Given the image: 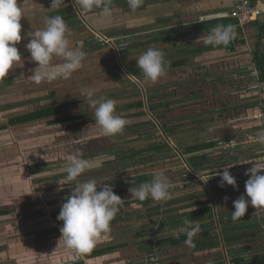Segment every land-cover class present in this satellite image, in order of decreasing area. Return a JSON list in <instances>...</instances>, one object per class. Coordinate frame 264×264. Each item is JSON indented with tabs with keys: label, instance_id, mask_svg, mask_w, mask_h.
Segmentation results:
<instances>
[{
	"label": "rangeland",
	"instance_id": "1",
	"mask_svg": "<svg viewBox=\"0 0 264 264\" xmlns=\"http://www.w3.org/2000/svg\"><path fill=\"white\" fill-rule=\"evenodd\" d=\"M48 2L47 0H30L29 4L22 8L24 22L25 20H30V22H27V28L30 32L34 31V28L41 27L43 23L42 19L48 10V5L45 4H48ZM227 4L224 1V5L226 6ZM225 10L228 9L224 7L222 11ZM80 11L78 17L82 19V28L77 29L73 34L68 33V38L69 41L76 42L77 46L82 47V50L86 53V57L82 62V67L75 71L69 79H57L52 82L36 84L28 78L31 76L32 70L37 66L36 62L31 60L30 53L25 47L31 38L30 32H26L28 35L22 36L21 42L16 45L22 55L21 61L9 71V74L5 78L0 79V106L4 103L15 104L31 98L49 96L47 101L39 103L38 106L69 103V105L62 109V114L73 116L83 112L86 115L74 123L68 122L48 126L44 121H40L30 125L11 127L8 129L6 136H0V160L6 159L4 162H0V206L9 205L16 208L14 215L8 217L7 220L0 221V228L4 229L3 233H0V243H2L0 248H3V246L5 248V256L0 257V264H55L59 260L73 256L74 249L66 248L63 242L59 243L61 233L57 231L58 235L53 234L55 224L47 214L49 209L48 211H44L45 207H55L56 205L59 207H56L55 210L61 208L65 199L70 196L75 187L76 181H68L66 179L67 173L62 170L69 156L79 153L84 158V155L96 152L93 158H87L92 164L91 169L83 173L77 180L83 182L95 179L98 186L103 183L113 186V191L116 195H118L119 191L117 190L121 186V180H129L131 176H134L136 179L138 175L147 174V172L152 171L153 167L154 169L158 168L159 170L157 171H164L166 164L171 162L173 158L169 155L170 151H168V153L165 152L163 155L154 156V158L158 157L157 162L145 165L146 161L150 159L148 158L149 156L130 157L132 151L145 148L151 142H160L162 140L164 142L165 135H163L158 125L152 127L147 123L150 121H154L155 124L157 123L148 112L145 113V116L130 118L128 117L129 115L140 112L141 109L128 110L123 106L138 98L134 96L137 93L141 94V99L145 104L146 93L152 89L160 90L162 95H166L164 93L170 92L173 90V87H178V82H182V80L179 77H173L175 75L173 73L166 75L168 77L163 76V78L158 79L154 87L152 86L155 82L143 80V75L140 76V79L137 78V81L134 80L136 69H138L134 61L138 57L137 52L142 47L130 50L123 47L133 41L140 42V39L143 41L144 38H147L148 35L141 36L139 33L140 29H144V27H140L137 25L138 23L134 22L133 15L125 17L128 21L122 22L118 9H112V15L107 18L86 17L85 11L82 12V9ZM212 15L208 14L207 18L214 17ZM98 16L101 17L100 11L98 12ZM83 22L91 31L87 30ZM33 24L35 27H32ZM173 28V30L176 29V27ZM92 35L95 37V40L92 37L91 40L89 39L90 42H86L88 37ZM100 42L104 43L100 49H96L95 47L90 48ZM198 42L204 43L201 40ZM198 42L193 40L192 43L198 44ZM175 43H177V46H181L186 43V40ZM240 48H246V46ZM61 62L60 58H54L52 63L58 64ZM190 64H193V67L205 66L202 64H207V68L223 76L227 92H231L232 87H236V82H242L244 79H246V83L249 80L250 84L248 71L245 69V67L251 66L246 61V49L239 52H224L222 56L200 58L198 61L193 59L190 61ZM175 70H178L176 74H182L181 70ZM244 74L247 77H244ZM8 79L10 80L8 81ZM5 82L10 83L7 84ZM139 87L141 90H139ZM136 90L137 92H135ZM89 92L93 93V98L112 97L116 101V113L127 120L125 127L130 126V129H124L115 136L103 135L99 126L95 123V109L90 105L88 99ZM219 95L220 93L213 97L216 100L215 102H217L216 106H218V100L221 98ZM228 97L225 96L224 98ZM36 107L27 106L26 108L24 107L25 109L0 112V124L7 123V119L12 116L31 112ZM172 107L175 111L166 114V119L170 121L169 127H187L186 117L190 112H187L188 110L185 109L177 110L175 105ZM143 108H146L145 105ZM143 110L146 111V109ZM192 126L193 124L191 123L189 129L194 130V128H191ZM174 135L170 136L168 134L166 138L170 140ZM168 143L170 144V141ZM118 150L120 151L118 152ZM119 153H121V156ZM122 156H125V158ZM165 158L168 160L165 161ZM174 161V168H176L177 173L173 174V178L177 175L181 176L183 173L184 175L188 173L187 167H190L187 163H183L176 158ZM229 171L232 173L231 169ZM203 172L197 173L201 175ZM191 175L190 173L187 176L185 175V177H190ZM199 179L200 177H197L196 180ZM151 180L146 179L145 182ZM115 181L116 183L114 184L113 182ZM145 182L144 180L142 181V183ZM22 183L26 187H22ZM132 184L129 183L128 186L130 188L134 187ZM14 193L15 195H13ZM37 212L41 213L38 214ZM258 215L261 214H255L254 218H257ZM126 217L128 218V213ZM260 217L255 220L258 224H260L259 221H263ZM243 220L246 221L245 217H243ZM246 222L250 221L247 219ZM20 224H26V229L33 233L30 237H36L34 239L35 244H30L28 248H25L17 243L13 249V253H11L13 255H7L6 243L15 238V232L22 231L20 228L18 231ZM10 225H13V231L7 233L6 229ZM58 227L60 228V226ZM260 227L257 234L258 236L259 234L264 236V226L261 224ZM26 229L24 228L23 232H26ZM122 231H119V233ZM41 232H46L47 236L38 239ZM112 232L118 234L117 229H113ZM164 234L161 233V235L153 237L155 240L161 236L167 237ZM16 236L22 238L21 235L18 236L16 234ZM119 237L122 238L123 236ZM125 240L130 243L133 241L130 237L125 238ZM151 240L154 241V239ZM115 242L116 240L114 239ZM169 248L167 244H162L159 252L149 254L147 257L149 264H159L160 258L158 256H161L162 261L165 262L167 255H170L168 257L170 261L172 257H177L176 253L182 256L189 252L188 247L182 248L180 246L176 252L171 251ZM123 252H128V249H124ZM12 256H16V258ZM117 256L119 258L123 257L122 254ZM152 258L153 261H151ZM206 259L208 258L206 257ZM102 264L105 263L102 262Z\"/></svg>",
	"mask_w": 264,
	"mask_h": 264
},
{
	"label": "crops",
	"instance_id": "2",
	"mask_svg": "<svg viewBox=\"0 0 264 264\" xmlns=\"http://www.w3.org/2000/svg\"><path fill=\"white\" fill-rule=\"evenodd\" d=\"M29 1L30 0H18V6H22V8H24V6H27L29 4ZM47 1L49 2L45 5H48V10L45 14V17H43V23L39 28L44 27L46 17H52L55 15H61L65 19L70 29L69 33L73 34L77 29L82 28V19H79L78 17L79 13L81 12V8L78 5H74V0H66L67 6L61 7L59 10H50V0ZM224 1L228 3L226 6L224 5ZM224 7H226L228 10L222 11ZM230 8L231 0H144L142 6L135 11L129 8L127 0H113L112 2V9H118L120 11L122 22L128 21V19H126L125 17H130L131 15H133L134 22L138 23V26L144 27V29L141 28L139 31L141 36L148 35L147 38L143 39V41L147 40L148 38L157 36L162 31H172V29H174L173 27H176L177 29V27H187L207 21L211 18H221V15H226L229 13ZM64 9L67 11H63ZM83 11H85L86 17L96 16L98 18H102L98 16V9H82V12ZM208 14H213L212 16L214 17L207 18ZM73 19L75 20V22L78 21V26H72L71 24H69ZM27 22H30V20H25L24 22V16H22L20 21L22 26L21 36L28 35L26 34V32H30V30L27 28ZM33 26L34 24L32 25V27ZM263 26L264 17L259 18L257 21L248 25L245 29L246 32L243 45H234L233 51L235 52L244 51L246 49V61L247 63L249 62L251 64L250 67H245V69H247L248 71V75L250 72L249 69L254 66V64L252 63V54L255 52V48L258 47L261 52L264 53V32H260V29L264 28ZM85 27L87 28V30L91 31L88 26ZM36 29L38 28H34V30ZM91 38L95 40V37L92 35L91 37H88L86 42H90ZM205 38L206 35L204 33L193 35V37H186L182 39V41L186 40V43L181 46H177V43H175L178 41H162L153 43L143 46L142 49L140 48L141 50L137 52V55L139 56L149 47L162 50L165 54V60L170 61V65L166 70V73H168L173 69H179L193 65L190 64V61L193 59H196L198 61V59L200 58L222 56L224 52H229L224 45L223 47L216 50L199 52L200 48L208 46L205 45V43L198 42L200 40L204 41ZM140 40V42H142V39ZM193 40L197 41L198 44H193ZM70 45L76 47L77 43L70 41ZM242 46H246V48L239 49V47ZM195 51H197V53L193 54L195 53ZM134 62L136 63V60ZM202 65L207 66V64ZM136 70L137 71L135 73L134 80L137 81V78L140 79V76H142L143 74L139 68ZM244 75L247 77L246 74ZM164 76H166V74ZM142 79L144 80L145 78ZM9 80L10 79H8V81ZM245 80L246 79H244V81L242 80V82H236V87H232L233 89L231 90V92H227V90L225 89L222 93H220L219 97H221L220 100L223 101L224 107L220 108L221 106L218 105L215 115L218 113H222L224 109H226L227 112L226 114H224L222 120L214 119L212 123H207L210 120L211 116L209 115V113L199 110L197 111L198 119L195 120L197 122L196 126L198 128H194V130L189 129L190 124H188V126L186 125L187 127L182 126L180 132H177L178 134L175 133L176 135H174L178 142L177 144L172 141V139L169 140L170 144H167L168 141H166V144L170 149L169 155L173 158L171 159V162L166 164L164 171H157L159 169H154L153 167L151 169L152 171L147 172V174L145 173L143 175H138L136 179L134 178V176H131L129 180H121V186L117 190L119 191L118 196L123 200L121 211L111 221L110 231L102 233L99 236L95 247L91 251L94 252L114 247L115 249L113 252L91 258L87 257V254L91 252L81 254L75 251L72 257L65 258L66 260H59L55 264H102V262H104L105 264H149V260L147 258L148 255H151L153 252H159L160 247L162 246L160 244H155V238L153 236L156 237L158 235H161V233H165L167 237H170L176 236L182 232L186 233L188 227L185 224V221H192L193 224L199 223L201 226V231L193 237V240L201 241L203 242V244H205V242L209 241L208 238H212L213 243H216L217 246H215L213 249H203L198 252H192L191 248L185 244L181 247L189 248V252L187 254L179 256L177 255L178 253H176L177 257H172V260L170 261L168 260V257L170 255H167L165 261L166 263L162 261L161 256H158L160 258L159 264H210V262L212 264L217 260H223L224 264H228L229 259L240 258V256H243H237L230 252L231 250H233V248L239 245V242L237 241L239 238L238 235L251 236L253 231H250L249 229L250 224H258V222L255 220L260 216L261 220L263 221L259 222L264 226V208H254L249 205L244 217L246 221L248 219L251 223L243 221V217L239 220L233 221L231 214V212L234 211L233 201L236 200L240 195L245 194V182L249 178L245 175V171L249 168V166H252L251 163L247 162H260L264 158V145L258 143L255 139V137L259 133H261L260 124L255 119V117L259 114V106L255 92L248 90V87L250 85L249 80L247 83L245 82ZM5 83L9 84L10 82ZM139 89L141 90L140 87ZM134 96L140 99L142 98L141 94H134ZM225 96L229 97L224 98ZM138 98H135L133 101H136V99ZM19 103L23 104V102ZM62 104L64 103H61L60 105ZM50 105L59 104H46L41 106L47 107ZM13 106L14 104L12 103L1 104L0 112L23 109L24 107L26 108L30 105L25 104L22 105L23 107L21 108L17 107L14 109L12 108ZM203 113H205V116L206 114H208V117L202 118L201 116H204ZM59 115L67 116L65 114H62V110L61 114ZM16 116L18 115L12 116L10 118ZM69 116L72 115L69 114ZM10 118H8L7 121ZM40 121H44L45 124L48 125L47 122L49 121V119ZM40 121H35L33 123ZM186 121V123L191 122L190 118H187ZM68 122L74 123L75 121ZM6 124L7 123L0 125L2 126ZM30 124L32 123H29L27 125ZM171 127L172 130H174L173 128L178 126ZM8 129L6 131L0 132V136H6ZM232 139L236 142V147L234 150L229 151L228 154L222 153V151L216 148L203 152L204 154H206L207 158L209 157L210 161V168L205 170L201 174L202 176L209 178L207 183H204L201 179L196 180L197 177H194L193 175H191L190 177H185V175L187 176L188 174H190L189 171L188 173H186V171L185 175L183 173L181 176L177 175L174 178L172 177L173 174L177 173L175 170L176 168H174V164L176 163L174 161L175 158L181 160L183 163H187V158L190 155L182 154V149H184L185 147L196 144L198 145L213 140L225 141ZM88 154L90 155L91 153ZM88 154L84 155V159L89 158L87 157L89 156ZM119 155L121 156V153H119ZM148 158L150 159L146 161L145 165H151L153 162L158 161V157L154 158V156H150ZM5 160L6 159H1L0 162H4ZM166 160L168 159L165 158V161ZM226 165L232 166L230 168L232 173L230 174L236 178L237 188H234L233 186L227 184H225V187L223 188L219 186L221 177L215 174L216 172H222L223 168ZM158 172H163L167 177L170 175L168 177L169 182L172 185V198L170 200H168L167 202H160L148 198L144 201H140L135 197H131V193L129 191L130 187L128 186L129 183H133V188L138 187L140 184H142L143 180L145 182L146 179H153L154 174ZM113 183L115 184L116 181ZM16 186L20 187L18 185ZM21 186L26 187V185H24L23 183L21 184ZM13 195H15V193ZM225 197H228V199L225 200ZM56 207L59 206L56 205L55 207H45L44 211H48L49 209L47 214L51 217L52 222L57 227L56 230L54 226L53 234L58 235L57 231H59L60 229L58 226L61 227L63 222L57 219L61 208L55 210ZM1 209L16 211L15 207L9 205H1L0 210ZM52 209L54 210L52 211ZM37 213L40 214L41 212ZM127 213L128 218L126 217ZM130 213L131 215H129ZM257 213L261 215H258L257 218H254L255 214ZM12 215H14V213ZM12 215L0 217V221L7 220L8 217ZM25 225L26 224H20V226L18 227V231L19 228L22 231L15 232V235L13 232L15 238L12 241L6 243L7 255L13 253V249L17 243L25 248H28L30 244H35L34 239H36V237H30V235L33 233L29 232L26 229ZM24 228L26 229V232H23ZM113 229H117L118 234H114V232H112ZM3 231L4 229L0 228V233H3ZM10 231H13V225L7 227L6 232L8 233ZM119 231L122 232L119 233ZM207 232L211 234L210 237L205 236ZM16 234H18V236L21 235L23 239L17 237ZM46 234V232H41V234H39L41 238L38 237V239L45 238L47 236ZM119 236L123 237L120 238ZM128 237L132 238V243L125 240V238ZM114 239L116 240L115 243ZM151 239H154V241ZM118 240L120 241L117 242ZM0 245H2V243H0ZM167 246L169 245L167 244ZM169 247L171 251L176 252V250L179 249L178 247L180 246ZM124 249H128V252H123ZM4 250V246L3 248H0V257L5 256ZM120 254L123 255L122 258H119L117 256H120ZM12 257L16 258V256ZM206 257L208 259H206Z\"/></svg>",
	"mask_w": 264,
	"mask_h": 264
},
{
	"label": "clouds",
	"instance_id": "3",
	"mask_svg": "<svg viewBox=\"0 0 264 264\" xmlns=\"http://www.w3.org/2000/svg\"><path fill=\"white\" fill-rule=\"evenodd\" d=\"M113 0H74L83 10L98 9L102 18L112 15ZM144 0H127L128 6L135 11L140 8ZM66 0H50V10L65 7ZM23 9L18 6V0H0V79L5 78L11 69L21 61L22 55L17 48L22 40L21 18ZM70 29L61 15L46 17L43 28L31 33L29 42L25 45L31 60L36 62L30 78L34 83L52 82L57 79H69L72 74L82 67L86 57L81 46L70 45L68 33ZM236 38V26L232 24H217L211 28L204 40L205 45L228 46ZM54 58H60L61 63L53 64ZM170 61L165 60L162 50L149 47L136 58V66L141 70L144 78L156 82L166 74ZM90 105L95 109V123L105 136H115L121 133L127 125V120L115 111L116 101L112 98H93L88 93ZM256 141L264 145V132L255 137ZM253 166L245 171L249 178L245 182V194L233 201L234 211L231 212L233 221L245 216L251 205L254 208H264V162L249 161ZM92 164L79 153L67 158L63 171L67 173L68 181H76L70 196L65 199L57 216L63 224L59 243L78 253L91 252L99 236L110 231L111 221L121 211L123 200L114 193L113 186L98 183L95 179L80 182L77 180L83 173L90 170ZM231 165H226L222 172L215 175L221 177L219 186L225 184L237 188L236 178L230 174ZM40 174V173H39ZM199 174V173H198ZM200 179L207 183L209 178L200 175ZM99 189V190H98ZM172 185L163 172L154 174L149 182L130 188L131 197L140 201L151 198L154 201L167 202L172 198ZM228 197H225L227 200ZM188 227V246H194L193 237L201 231L199 223L185 221ZM211 264V262H210Z\"/></svg>",
	"mask_w": 264,
	"mask_h": 264
},
{
	"label": "trees",
	"instance_id": "4",
	"mask_svg": "<svg viewBox=\"0 0 264 264\" xmlns=\"http://www.w3.org/2000/svg\"><path fill=\"white\" fill-rule=\"evenodd\" d=\"M67 11V10H63ZM72 26H78V21L75 22V20H71L70 23ZM217 24H232L235 25V22L231 19L228 18H217V19H209L204 22H200L194 25H190L187 27H177L176 30L172 31H162L160 32L157 36L148 38L147 40H144L142 42H131L126 45H124L123 48H126L128 50L134 49L137 47H143L149 44L153 43H158L162 41H167V42H172V41H182L183 38L186 37H193V35H198V34H205L211 30L212 27H214ZM264 27V26H263ZM260 32H264V28L260 29ZM122 36V35H120ZM240 37V31L238 28H236V38L235 40L232 41L233 46L234 45H243L244 40L239 38ZM104 45V43H97L96 46H91L95 47L96 49H100ZM223 47V45H218V46H212L208 45L205 47L200 48L199 52H204V51H212L216 50L218 48ZM192 53V51H191ZM197 51H195L196 54ZM252 63L254 64L256 70L259 73V79L260 81L264 82V53L261 52V50L256 47L255 52L252 54ZM179 70L182 71V74L178 75L176 74L178 70H171L166 75L169 74H175L173 77H179L182 82H178L179 86L174 88L168 93H164L166 95H162L160 90H154L149 91L146 93V103L142 101V99L132 101L131 103H128L127 105L124 106L125 109L132 110L136 109L139 110L141 109L140 112H135L128 117L134 118V117H142L145 116V113L148 112L149 115H151L155 121L158 123L155 124L154 121L147 122L150 126L158 127L161 129L163 132V135H165L164 142L163 140L160 142H151L149 143L145 148H142L140 150L132 151L130 157H135V156H157V155H163V153L167 152L170 150L168 145L166 144V137H168V134L174 135L177 133L181 128L174 127L172 130V127H169L170 121L166 119V114L168 112H173L175 111L172 106H176L177 110H188L187 112H190V115L186 117L191 119V122H188V124H193V128H198L196 126L197 122L195 121L197 116V111H205L206 113H209L210 120L207 123H212V121L215 120H222L224 117V114H226L227 110L224 109L222 113H218L215 115L216 112V100L213 99V97L219 93H222L225 90V78L223 76H220L207 68L206 66H198V67H193L192 65L184 68H179ZM172 76V75H171ZM245 76V75H244ZM168 77V76H166ZM241 77V76H240ZM163 78V77H162ZM157 84V81L153 84ZM140 90V89H139ZM137 92V90L135 91ZM133 92V93H135ZM138 94V93H137ZM114 96V95H112ZM112 98V97H110ZM49 99V96H43V97H38V98H31L28 101L21 103H16L12 107L17 108V107H22V105L28 104L30 106H37L34 110H32L29 113H25L22 115H18L16 117L10 118L7 121L6 125H0V132L6 131L9 127H15V126H22L26 125L29 123H33L35 121H40L44 119H49L47 122L48 125H55L59 123H64L68 121H76L81 118H84L86 115L85 113L81 112L78 115H73V116H60L61 110L69 105V103H64L62 105H50V106H38L39 103L43 101H47ZM145 105L146 108H143ZM218 105H220V108L224 107L223 101L218 100ZM143 109H146L144 111ZM193 112H192V110ZM191 110V111H190ZM204 116H201L202 118L208 117V114L203 113ZM130 129V126H127L124 128ZM172 141H174L176 144L178 143L175 136L172 138ZM227 141V140H225ZM216 140L213 141H208L204 142L202 144H196L192 146H187L184 149H182V154L183 155H190L187 158V164L191 169L195 172H203L207 169L210 168L209 166V157L207 158L206 154H204V151H209L213 148L216 147L217 145ZM120 150H118L119 152ZM222 151V150H221ZM231 150L227 151H222V153H227ZM201 153V154H198ZM96 155L95 153H91L89 158H93ZM125 158V156H122ZM121 158V157H120ZM213 174V173H212ZM15 212V210L10 211V210H0V217L3 216H9L12 215ZM246 214V213H245ZM244 221V220H243ZM256 223V222H255ZM261 224H250V231L252 232V235L247 236V235H238V242L239 245H237L233 250L232 254L240 256V258H231L228 261V264H264V236H261L257 234L259 232V229ZM263 235V234H262ZM159 236V235H158ZM205 236L210 237L211 234L207 232ZM187 239L186 233L182 232L179 233L176 236H168V237H158V239L155 240V244H168L171 247H178L185 245V240ZM209 241L203 242L193 240L194 246H189L191 248L192 252H198L203 249H213L215 246H217L216 243H213L212 238H208ZM114 247L108 248L105 250H98L91 252L87 254V257H97L102 254L110 253L114 251ZM231 254V253H230ZM212 264H224L223 260H217L215 263Z\"/></svg>",
	"mask_w": 264,
	"mask_h": 264
},
{
	"label": "built area",
	"instance_id": "5",
	"mask_svg": "<svg viewBox=\"0 0 264 264\" xmlns=\"http://www.w3.org/2000/svg\"><path fill=\"white\" fill-rule=\"evenodd\" d=\"M220 17L233 20L236 28L240 31L239 38L244 40L246 27L257 21L259 18L264 17V0H231L229 13L221 15ZM248 76L251 82L248 90L255 92L259 106V114L255 117V119L260 124L261 132H264V83L260 81V75L254 66L250 69ZM235 147L236 142L232 139L227 141H218L215 148L220 151H232ZM260 162H264V158ZM252 166H249V168ZM151 261H153V258Z\"/></svg>",
	"mask_w": 264,
	"mask_h": 264
},
{
	"label": "water",
	"instance_id": "6",
	"mask_svg": "<svg viewBox=\"0 0 264 264\" xmlns=\"http://www.w3.org/2000/svg\"><path fill=\"white\" fill-rule=\"evenodd\" d=\"M225 48L231 52L234 49L233 43L231 42L228 46H225ZM133 78V77H132ZM134 79V78H133ZM166 141H169V139L167 138ZM187 170L194 176V177H200L198 173H195L191 168L187 167Z\"/></svg>",
	"mask_w": 264,
	"mask_h": 264
},
{
	"label": "flooded vegetation",
	"instance_id": "7",
	"mask_svg": "<svg viewBox=\"0 0 264 264\" xmlns=\"http://www.w3.org/2000/svg\"><path fill=\"white\" fill-rule=\"evenodd\" d=\"M120 36V35H119Z\"/></svg>",
	"mask_w": 264,
	"mask_h": 264
}]
</instances>
